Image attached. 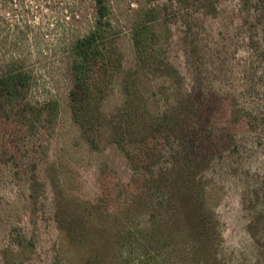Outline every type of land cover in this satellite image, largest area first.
Segmentation results:
<instances>
[{"label": "rangeland", "instance_id": "rangeland-1", "mask_svg": "<svg viewBox=\"0 0 264 264\" xmlns=\"http://www.w3.org/2000/svg\"><path fill=\"white\" fill-rule=\"evenodd\" d=\"M70 1L21 0L23 8L6 14L10 24L19 20L32 27L28 38L8 45V51L25 58L35 81L25 108L0 109V264H264L261 116H246L229 141L214 139L219 152L201 163L204 167L190 169L167 149L137 158L112 143L91 148L73 116L67 64L73 35L89 31L94 8L88 0L84 22L74 23ZM109 1L112 39L126 68L134 61L132 33L139 14L155 7L159 12L150 28L188 84L197 71L188 70L189 56L201 60V74L211 78L219 54L229 53L223 58L231 60L227 71L256 68L252 87L264 93L263 17L258 25L264 0ZM241 9L254 17L248 24ZM225 37H231L230 46ZM141 82L149 114L175 107L171 81L148 74ZM107 96L103 115L126 120L122 126L130 128L122 90L113 84ZM46 98L58 101V116L31 122ZM246 107L251 109L247 102ZM133 124L141 130L135 141L143 140L142 122ZM177 136L148 142L161 150L178 142ZM195 175L198 186L188 184ZM201 196L206 226L196 218Z\"/></svg>", "mask_w": 264, "mask_h": 264}, {"label": "trees", "instance_id": "trees-1", "mask_svg": "<svg viewBox=\"0 0 264 264\" xmlns=\"http://www.w3.org/2000/svg\"><path fill=\"white\" fill-rule=\"evenodd\" d=\"M87 1L71 0L68 3L74 23L84 22L82 13ZM89 1L93 4L94 21L88 32L73 35L67 66L72 79L70 102L73 116L82 137L91 148L112 143L137 158L141 157L140 154L143 156L150 152V156L155 157L167 149L172 156L177 160L181 158V162L191 169L193 166L204 167L201 163L208 164L210 158L219 152L214 139L229 141V135L241 127L247 119L246 116L255 118L253 113L258 114L264 123V93L260 94L256 90L258 85L252 87L258 77L256 68L248 69L245 66L241 69L239 65L228 72L231 60L223 58L229 53L219 54L218 70L214 71L215 77L210 78L208 74H201L204 65L202 61L190 59L189 56L186 62L188 70L195 66L197 71L193 76V83L188 84V78L169 59L167 49L160 44L159 36L150 28V24L157 19L159 12L155 7H149L139 14L140 20L132 33L134 61L131 67L126 68L124 59L119 56L117 44L112 39L113 21L110 1ZM258 1L260 4L263 2V0ZM185 2L190 4L191 0ZM24 3L21 0H0V109L25 108L26 94L32 89L35 81L34 72L27 67L25 58L15 53L11 55L8 51V45L12 47L22 44L20 39L22 41L27 39L26 34L32 28L27 22L20 25L19 20L10 24L6 17L8 12L18 10L15 7L20 5L23 8ZM239 13L244 14L242 18L246 19L247 24L254 19L249 11L241 9ZM260 15L258 25L262 24V17L264 18L263 14ZM253 32L254 29L250 42H253ZM262 33L264 35V31ZM10 34L13 38L12 42ZM230 38L223 39L228 46H230ZM148 74L169 80L175 85L174 103L178 101L175 107L167 106L159 114H149V104L145 102L141 87V80ZM183 83L188 84L189 87L185 91H183ZM113 84L115 86L117 84L127 97V108L130 109L127 123L131 124L130 128L122 126L126 120L118 121L115 117L107 120L103 115L104 112L102 113V102ZM246 102L251 109L246 107ZM40 109L42 110L37 116L31 114L33 118L31 122L37 121L36 123L43 124L52 118L56 119L60 107L58 101L46 98ZM135 121L142 122L144 126L146 135L143 140L135 141L141 138L139 137L141 130L138 125L133 124ZM175 132H179V136ZM163 136L168 138L177 136L178 142L170 144L169 147L162 145L164 149L161 150V147L156 149L148 142L150 138L159 137L160 140ZM197 180L198 176L195 175L190 178L188 184L193 183L194 186H198L200 182ZM199 197L197 194L195 199ZM196 205L200 208V216L197 214L196 218L206 226L202 196Z\"/></svg>", "mask_w": 264, "mask_h": 264}]
</instances>
